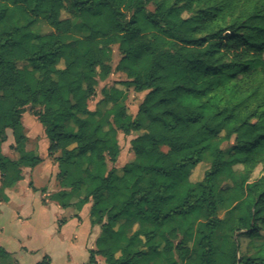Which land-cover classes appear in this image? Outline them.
I'll return each instance as SVG.
<instances>
[{"label":"trees","instance_id":"1","mask_svg":"<svg viewBox=\"0 0 264 264\" xmlns=\"http://www.w3.org/2000/svg\"><path fill=\"white\" fill-rule=\"evenodd\" d=\"M36 20L50 31L34 34ZM113 72L120 88L90 110L98 77ZM131 88L144 93L135 115ZM27 106L40 109L57 165L53 200L89 204L99 227L87 264H264V0H0V202L42 162L26 150ZM7 131L14 159L1 152ZM118 132L135 134L121 174ZM218 230L227 235L216 247Z\"/></svg>","mask_w":264,"mask_h":264},{"label":"rangeland","instance_id":"2","mask_svg":"<svg viewBox=\"0 0 264 264\" xmlns=\"http://www.w3.org/2000/svg\"><path fill=\"white\" fill-rule=\"evenodd\" d=\"M148 9L152 11L154 9V4H150ZM63 17H66V15L64 14ZM29 21L28 18H22L14 22V24L18 26L25 25ZM30 28L34 34L47 33L50 31V28L40 20L33 21ZM71 34L74 37H81L85 34L76 20H73ZM118 59V53L115 51L112 62L113 68ZM123 79L124 75L118 72H113L107 78L102 76L98 77L96 94L89 100L88 108L94 110L96 107H99L97 103L102 98V90H107L114 85L120 88V85L117 83ZM143 96L144 93H136L132 88L128 90L126 106L131 115L136 114L138 105ZM39 112L40 109L27 106L22 114V126L25 130V134L29 136L31 140L30 148L41 145L40 138L42 137L43 131L35 116ZM134 137L135 134L125 136L121 132L117 133L120 154L115 167L118 174H121V168L127 165L133 158L130 149V141ZM231 145L232 142L223 143V151L226 152ZM163 150L165 151L166 149L163 148ZM31 151L40 156V151L38 149H33ZM42 153H45V150L42 151ZM12 155L14 154L12 153ZM209 161L210 157L205 154L203 162L191 172L189 176L191 182H197L202 179L204 172L209 167ZM42 168H44V166ZM262 175L261 168L258 167L252 173L250 180L253 181ZM226 183L224 179L220 180L221 185H225ZM21 186L22 185L19 187L18 193L12 196L10 203H5L0 206V247L9 254V257H0V264H38L40 262L44 264H79L86 261L89 255L88 252L82 248L81 242H79L78 248H75L73 244L84 237L87 228L86 224H89L88 219H86V224L84 223L82 225L79 232L72 223L67 227L64 236H59V229L65 222L64 217L68 216L70 210L62 214L58 213L57 210L54 211L53 206L44 207L45 201L41 200V203L38 193L32 195L29 191H25V185H23V187ZM53 196L54 195L51 196L52 200ZM72 210L75 211L74 208H72ZM230 210V206L219 208L217 217L226 220L229 217ZM74 214H77V211H75ZM226 235L227 234L222 230L216 232L214 236V244L216 247L219 246L220 239ZM73 237L77 239L74 240ZM86 238H88V233ZM245 244L246 242L243 241L242 247H244ZM260 244L261 240H255V246H259ZM254 253L253 251L250 255Z\"/></svg>","mask_w":264,"mask_h":264},{"label":"crops","instance_id":"3","mask_svg":"<svg viewBox=\"0 0 264 264\" xmlns=\"http://www.w3.org/2000/svg\"><path fill=\"white\" fill-rule=\"evenodd\" d=\"M24 134H25V130H24ZM25 136L27 138L26 150L31 151L33 149H38L40 151V158L42 159V162L32 169H29V168L22 169V180L19 181L17 185L13 187L12 189H6L4 191L5 195L8 198V201L1 202L0 206L5 203L7 204L10 203L12 200V196L18 193L20 189L19 188L20 185H22L21 187L25 185L26 187L25 191H29L32 195L35 193H38L39 200L45 201V205L42 204L44 207L53 206L54 211L57 210L58 213H62V214L70 210L68 212V216L64 217L65 222L62 224L61 228L59 229V233H58L59 236H64L67 227L72 223L74 224V227L79 232L80 228L85 223L86 219H88V223H89L88 213H89L90 205L89 204L85 205L81 209L80 212H77V214H74L75 211L72 210V207L61 208L56 201L51 199V196L54 195L56 192H58L60 189L58 188V184L56 182V174L58 173L57 165L54 162L53 157H49L47 154L48 143L45 138V135L44 133H42V137L40 138L41 145L35 146L34 148H30V144H31L30 137L27 136L26 134ZM12 145H13V138H12L11 132L7 131V141L1 145V152L4 156H7L10 159L15 158L14 155H12L13 152L10 150V146ZM44 150H45V153H42V151ZM43 166L44 168H42ZM86 225H87L86 226L87 228L84 233V237L80 239L79 241L75 242L73 246L75 248H78L79 242H81L82 248L86 252L90 250L94 251L95 250V240L99 236L100 230H99V227L97 226L92 227L90 223ZM87 233H88V238H86ZM73 239L76 240L77 238L73 237ZM87 261L88 259L79 264H87ZM94 261H95L94 264H105L104 259L100 256H95Z\"/></svg>","mask_w":264,"mask_h":264}]
</instances>
